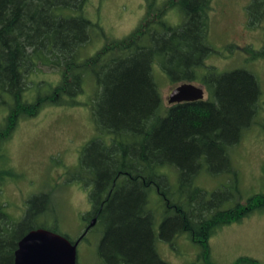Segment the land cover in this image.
Wrapping results in <instances>:
<instances>
[{
    "label": "trees",
    "instance_id": "16d2710c",
    "mask_svg": "<svg viewBox=\"0 0 264 264\" xmlns=\"http://www.w3.org/2000/svg\"><path fill=\"white\" fill-rule=\"evenodd\" d=\"M145 1L142 20L127 36L107 38L95 53L81 58L97 26L85 15L87 0H0V105L6 108L0 145L20 119L36 116L47 105L84 104L77 98L90 78L95 90L87 104L98 136L82 148L74 175L90 186L92 209L82 218L95 217L102 230L98 264H169L159 256L156 241L171 243L182 233L199 245L202 264H213V233L254 211L264 212V193L241 199L229 158V148L258 113L260 88L244 68L217 72L204 65L211 52L212 0ZM171 9L181 15L178 25L166 19ZM247 17L256 27L264 19V0H251ZM260 56L264 51L249 58ZM155 63L173 87L200 82L207 96L165 106L153 75ZM39 66L56 69L60 76L46 91H40L43 80L30 81ZM203 170L230 176L208 194L195 184ZM153 192L160 199L156 209L151 207ZM47 198L46 193L34 196L19 220L0 207V264H14L19 240L37 228L74 243L61 233L58 218L40 221L39 215L53 213L48 207L39 213ZM240 260L259 264L253 258Z\"/></svg>",
    "mask_w": 264,
    "mask_h": 264
},
{
    "label": "rangeland",
    "instance_id": "374dc122",
    "mask_svg": "<svg viewBox=\"0 0 264 264\" xmlns=\"http://www.w3.org/2000/svg\"><path fill=\"white\" fill-rule=\"evenodd\" d=\"M156 1L160 4L164 0ZM250 2L211 1L208 16L211 52L204 60L205 66H212L217 72L244 68L254 74L260 88L258 113L253 123L243 131L239 142L229 148L242 200L264 193V57L249 58L250 53L264 51V19L256 27L248 24ZM146 9L145 0H87L85 15L97 26L91 34V42L82 50L81 58L95 53L107 38L127 36L140 23ZM166 19L170 24L178 25L181 15L171 9ZM153 75L163 104L168 106L173 85L156 63ZM59 78L56 69L39 66L30 81L43 80L40 91H46ZM94 90L93 81L86 78L84 91L77 98L84 104L47 105L36 116L20 119L9 139L0 145V207L9 217L19 220L29 206L28 201L46 193L48 198L38 206L39 213L44 214L47 207L53 213L39 215L40 221L52 223L58 218L61 233L71 240H77L90 223L92 217L82 218L87 219L92 209L90 186L76 179L74 174L82 148L98 136L87 104ZM5 115L6 108L0 105V125ZM71 175L74 178L71 179ZM229 176V172L212 174L203 170L195 178V184L210 194L223 187ZM152 200L151 207L156 209L160 199L154 192ZM232 203L230 200L224 207ZM159 211L158 207L154 224L156 233H159ZM101 235L102 230L95 222L78 242V264H98L96 252ZM209 246L213 264H251L240 260L247 257L264 264V212L254 211L238 222L221 226L210 237ZM156 248L159 256L169 264H202L199 245L186 233L179 234L171 243L159 238Z\"/></svg>",
    "mask_w": 264,
    "mask_h": 264
},
{
    "label": "water",
    "instance_id": "95a60500",
    "mask_svg": "<svg viewBox=\"0 0 264 264\" xmlns=\"http://www.w3.org/2000/svg\"><path fill=\"white\" fill-rule=\"evenodd\" d=\"M205 89L202 84L183 82L173 87L168 103L203 100ZM96 222L92 218L84 233L72 243L67 237L53 231L37 228L29 231L18 242L14 252V264H77V245L87 230Z\"/></svg>",
    "mask_w": 264,
    "mask_h": 264
},
{
    "label": "flooded vegetation",
    "instance_id": "af4514ba",
    "mask_svg": "<svg viewBox=\"0 0 264 264\" xmlns=\"http://www.w3.org/2000/svg\"><path fill=\"white\" fill-rule=\"evenodd\" d=\"M91 222V221H90Z\"/></svg>",
    "mask_w": 264,
    "mask_h": 264
}]
</instances>
